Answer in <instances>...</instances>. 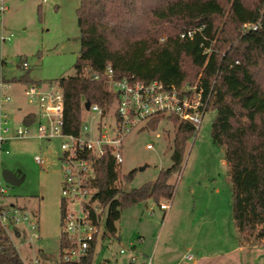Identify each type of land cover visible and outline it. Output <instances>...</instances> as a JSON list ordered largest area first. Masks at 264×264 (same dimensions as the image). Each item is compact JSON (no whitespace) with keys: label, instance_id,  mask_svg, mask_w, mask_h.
<instances>
[{"label":"trees","instance_id":"16d2710c","mask_svg":"<svg viewBox=\"0 0 264 264\" xmlns=\"http://www.w3.org/2000/svg\"><path fill=\"white\" fill-rule=\"evenodd\" d=\"M261 4L262 0H79L75 15L80 49L74 74L48 83L62 88L63 128L70 134L77 133L82 102L101 106L110 101L103 80L88 78L107 65L115 76H133L144 83L158 81L176 88L199 83L203 98L209 94L205 112H214L212 143L222 149L228 165L231 219L239 244L264 246V31H241L242 24L257 19ZM201 26L202 32L193 38H181ZM26 75L18 82L41 85ZM34 119L27 114L22 123L29 127ZM157 121L148 127L154 128ZM171 121L176 126L171 165L153 182L137 189L118 187L113 160L97 159L91 187L103 210L97 216L101 228L77 261L62 259L67 242L61 234L57 264H92L98 240H119L115 224L123 209L171 198L168 180L179 170L186 141L195 132L189 123L174 117ZM133 174L123 181L130 182ZM90 217L96 223L92 213ZM0 264H24L2 227Z\"/></svg>","mask_w":264,"mask_h":264},{"label":"rangeland","instance_id":"374dc122","mask_svg":"<svg viewBox=\"0 0 264 264\" xmlns=\"http://www.w3.org/2000/svg\"><path fill=\"white\" fill-rule=\"evenodd\" d=\"M3 4L6 11L0 18V80H15L17 84L12 88L19 90L21 105L36 115V105L24 95L26 83H18L19 78L27 74L28 81L42 86L74 74L80 49L75 15L79 0H3ZM21 59L27 61V70L20 67ZM213 116L212 110L205 112L198 130L186 141L180 168L168 180L171 198L158 203L147 200L123 209L115 224L119 240H98L92 264H193L204 253L228 249L229 237L235 236L232 189L223 151L210 137ZM23 126L8 122L5 136L9 141L0 151L1 171L10 172L19 182L10 186L0 177L4 191L0 207L7 214L17 212L14 222L0 220V227L6 230L24 264H57L62 233V140L38 138L37 117L27 127L25 140L16 135ZM155 133L161 134L160 140L154 138ZM175 133L171 119H161L154 128L128 136L122 149L118 187L137 189L168 169ZM148 142L154 150L145 148ZM34 157L40 158L41 165ZM131 172L133 179L123 181ZM160 204H168L169 209L160 210ZM31 226L37 227L38 238H33ZM213 236L215 246L211 243ZM186 255L192 260L182 259ZM131 256H135L133 263ZM253 263L264 264V255ZM201 264L225 262L211 259Z\"/></svg>","mask_w":264,"mask_h":264},{"label":"built area","instance_id":"2783aa9c","mask_svg":"<svg viewBox=\"0 0 264 264\" xmlns=\"http://www.w3.org/2000/svg\"><path fill=\"white\" fill-rule=\"evenodd\" d=\"M5 11L3 0H0V18ZM202 30L201 26L181 35V38L186 36L191 39L195 33H200ZM259 30L264 31V0L257 19L241 26L243 33ZM1 40L5 39L1 38ZM203 53H210V50L205 49ZM20 67L23 70L27 69V61L21 59ZM88 78L93 81L103 80L110 101L103 102L101 106L82 102L81 118L76 134L64 132V95L57 83H47L42 86L28 85L24 90L28 102L37 107V114L34 115L38 119L37 137L62 140L60 144V167L63 177L60 207L61 234L67 242V247L61 254L65 262L77 261L82 257L101 228L99 226L101 221L97 216L101 214L102 209L94 198L96 190L91 187L95 174L94 163L97 159L110 156L115 168L120 170L125 140L132 134L146 130L156 120L174 117L178 122L191 124L196 132L209 100V94L203 98L199 83L181 88L164 86L158 81L144 83L135 80L133 76H115L108 65L99 74L90 72ZM3 101L7 102L9 98L4 97ZM83 115L86 117L84 120ZM0 117L1 122L6 124L7 115L3 114ZM23 128L16 130L18 138L28 135L27 127L23 126ZM154 138L160 140L161 134L155 133ZM145 148L154 150L149 142L146 143ZM34 161L38 165L42 163L38 157H34ZM2 193L4 191L0 188V194ZM159 209L166 212L169 205L160 204ZM91 213L96 223H93ZM16 214V211L7 214L0 207L1 221L14 222ZM31 230L33 238H38L37 227L31 226ZM122 253L120 251V254ZM183 259L191 261L192 257L186 255ZM130 261L135 262V258L131 257Z\"/></svg>","mask_w":264,"mask_h":264},{"label":"crops","instance_id":"0c3cea01","mask_svg":"<svg viewBox=\"0 0 264 264\" xmlns=\"http://www.w3.org/2000/svg\"><path fill=\"white\" fill-rule=\"evenodd\" d=\"M14 84H17V82L7 81L3 79L0 80V116L6 114L8 117L6 124H3L1 122V117H0V137L2 138V140L0 141V151L2 149L3 144H6L7 141H9V137L5 136V134H7L9 131L7 127L8 122H12L13 125H17V124L23 125L22 121L27 114L35 115L33 112H27L26 109L23 107V105H21L19 99L20 92L19 90L17 91L13 90L12 87H14ZM4 97H8L9 101L4 102L3 101ZM3 130L6 131L3 132ZM22 138H24L23 140L28 139L27 136ZM228 176H229V172H228ZM234 233H235L234 237L233 236L229 237L230 243L228 249L223 251H217L214 254L204 253L193 264H201L203 262H208V260L211 259H217L218 263L225 262V264H255L253 262L264 255V246L240 245L238 240V235L235 229H234ZM213 239L214 240H212L211 243H213V245L215 246L217 240L214 236ZM263 240L264 239L261 240L262 243ZM131 257L135 258V256H131ZM183 258L184 257H182V259Z\"/></svg>","mask_w":264,"mask_h":264},{"label":"water","instance_id":"95a60500","mask_svg":"<svg viewBox=\"0 0 264 264\" xmlns=\"http://www.w3.org/2000/svg\"><path fill=\"white\" fill-rule=\"evenodd\" d=\"M85 107L87 108V105ZM0 177L5 184L10 186H16L19 183L10 172L5 170L1 171Z\"/></svg>","mask_w":264,"mask_h":264}]
</instances>
